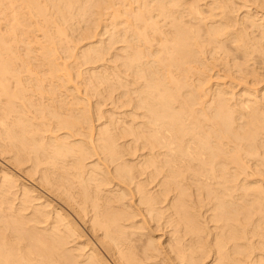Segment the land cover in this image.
Listing matches in <instances>:
<instances>
[{
	"label": "bare ground",
	"instance_id": "6f19581e",
	"mask_svg": "<svg viewBox=\"0 0 264 264\" xmlns=\"http://www.w3.org/2000/svg\"><path fill=\"white\" fill-rule=\"evenodd\" d=\"M22 1L29 19L44 16L40 28L73 18L72 6L79 23L108 15L105 45L126 43L113 82L133 107L101 112L95 80L110 72L85 82L46 27L48 59L34 61L36 34L22 53L14 36L33 22L12 12L14 41L0 32V150L65 199L112 260L69 212L2 170L0 264H264V0H51L54 18L41 0ZM102 44L84 60L101 58Z\"/></svg>",
	"mask_w": 264,
	"mask_h": 264
},
{
	"label": "rangeland",
	"instance_id": "374dc122",
	"mask_svg": "<svg viewBox=\"0 0 264 264\" xmlns=\"http://www.w3.org/2000/svg\"><path fill=\"white\" fill-rule=\"evenodd\" d=\"M74 1H77V0H74ZM85 1V0H84ZM84 1L83 0H80V2L79 1H77V3L76 4H74L75 2H72V5L74 4V5H80L79 3H81L82 4V2H83V4L85 5V3L87 4V2L89 3V1H91V0H86V2L84 3ZM188 1H190V0H188ZM51 0L50 1H48V0H41V5L42 6H44V7H46L45 9H46V12H47V14H49V15H51L52 17L53 16H55L58 12H57V10L55 11V10H53L54 8L52 7V5H51ZM10 3H12V4H10ZM22 4V6H21V4ZM23 1L22 0H14V3H13V1H11V0H1V3H0V32L2 31V33H4L5 32V38L7 37V35L9 34V35H13V33H14V26H16L17 25V21H18V18H23V17H26V19L28 20V22L30 21V23H32V24H35V21L36 22H39V26L41 25V24H43V21L41 20V19H43L44 18V16H36V17H32L31 19H29L28 18V16H27V12H24V11H28V8H26L25 9V6H24V8H23ZM45 3V4H44ZM48 3V4H47ZM59 5H61V3L60 2H57ZM2 4V5H1ZM15 4V5H14ZM5 5V6H4ZM16 5L18 6V7H16ZM49 5H51L50 7H52V8H50L49 7ZM71 5V6H72ZM88 5L89 4H87V7H88ZM15 6V7H14ZM8 7V8H7ZM21 7V8H20ZM75 7V8H74ZM72 6L71 8H70V10L72 11V12H70V10H66L65 9V7H64V9L65 10H63V12H70V13H72V14H70V15H72L73 16V18L72 17H70V15L69 16H67V18H69V19H65V22H64V20H62L61 18H60V16L58 17V18H56V20L54 19V21H57L58 23H54L53 22V26L50 24V23H48V24H50V25H46L45 27H43V28H45L46 29V31L48 32V34H49V32L50 33H54L53 35L55 36V34H57L56 36H55V38L53 39L54 41H55V43H56V47L58 46V52H57V57H58V60H61V61H63V62H65V61H67V63H70V64H74V65H77L76 66V68H77V70H78V68H79V72L81 73L80 74V77L81 78H83V80L85 81V79H86V81H88L89 79H87L88 78V76L90 77L91 76V74H90V72L91 71H93L94 70V72L95 71H98V70H102V71H105L104 73H109L108 75H109V77H113V71L115 72L116 70H124L125 69V66H121L120 68H119V66H120V64H122L123 63V61H122V58H120L119 56H118V54H120V55H122V54H125V51L123 50V46L124 45H126V43L123 41H115L116 43H111V45L112 46H108V45H105V44H109V41H110V37H108V36H110L109 34L112 32V25H110L111 24V20L109 19L110 17L107 15L106 17H107V19H104V21L103 20H99V23H98V21H96L95 19H96V14H94V12H91V11H89L88 13V15H87V13H86V15L85 16H81L82 17V19H81V17H80V23H79V18H78V16H79V11H78V8L76 7V6ZM90 7V6H89ZM16 8H19V9H17L16 10ZM73 8V9H72ZM77 8V9H76ZM3 9V10H2ZM12 9V10H11ZM25 9V10H24ZM47 9H49V10H47ZM69 9V8H68ZM76 9V10H75ZM88 9V8H87ZM91 9V8H90ZM15 10H16V12H15ZM19 10V11H18ZM18 11V12H17ZM20 11H21V13H20ZM53 11V12H52ZM6 12V13H5ZM12 12H15L16 14L18 13L19 14V16H17L16 14H13ZM50 12V13H49ZM54 12H55V14H54ZM90 12L91 13H93V14H90ZM73 13H75V15L73 14ZM2 14V15H1ZM59 14V13H58ZM64 14H68V13H64ZM8 17H7V16ZM10 15V16H9ZM13 15V16H12ZM18 17H16V16ZM25 15V16H24ZM60 15V14H59ZM76 15H78V16H76ZM81 15V14H80ZM56 16H58V15H56ZM55 16V17H56ZM16 17V18H15ZM105 17V16H104ZM3 18V19H2ZM9 18V19H8ZM15 18V19H14ZM54 18V17H53ZM84 18V19H83ZM94 18V19H93ZM2 19V20H1ZM35 19V20H34ZM74 21H73V20ZM95 20L94 22H95V24H96V22H97V24H96V26H93V25H95V24H90V23H92L93 22V20ZM17 20V21H16ZM39 20V21H38ZM59 20V21H58ZM62 22H64V23H62ZM69 20V21H68ZM83 20V21H82ZM88 20H90V21H88ZM106 20H108L107 22H106ZM32 21V22H31ZM86 21V22H85ZM90 22L89 24H90V26L91 27H89V24H88V22ZM13 22V23H12ZM14 22H15V24H14ZM67 22V23H66ZM76 22H78V23H76ZM93 22V23H94ZM12 23V24H11ZM44 23H46V22H44ZM72 23V24H71ZM102 23V24H101ZM7 24V25H6ZM31 24V28L29 27V30H30V32L28 33V35L27 34H21L22 35V38H21V35L18 33V31L20 32V30H18L17 31V34H19V36H14V37H17L19 40H20V38H21V41H19L17 38L15 39V42H16V44L13 42L14 41V37L12 36V39H13V41L11 40V37L10 36H8V38H7V40L9 39V42H10V40L12 41L11 43L13 44H15V45H19L20 44V46L21 47H23V48H21V52L23 53L24 52V49H25V47L27 46V43L26 42H28V38L31 36L32 37V39L34 38V36H35V34H36V36H35V38L33 39V40H35L34 42H31L30 43V46H32V47H34L35 49H36V60H34V61H41V59L42 60H47L48 58H46L45 56L43 57V58H41L42 57V55H40L41 54V51L42 50H40L41 49V47H40V45L41 46H43L45 43H48V41H47V36H45V32H41V31H45V29H43V28H40L38 25H37V23L33 26ZM59 24V25H58ZM13 25V26H12ZM44 25V24H43ZM87 25V29L85 28V26ZM107 25V26H106ZM110 25V26H109ZM10 26H11V28H10ZM21 26V25H20ZM35 26H38V27H35ZM57 26H59V27H61L63 30H64V34L63 35H61V37L63 36V38H60V34L59 33H57L56 31H57V29H58V27ZM67 26H69V27H67ZM99 26V27H98ZM109 26V27H108ZM5 27V28H4ZM7 27V28H6ZM14 27V28H13ZM34 29H33V28ZM47 27H48V29H49V31H48V29H47ZM56 27H57V29H56ZM96 27V28H95ZM9 28L10 29H12L11 31H8L9 30ZM24 28V27H23ZM23 28H20L21 30H25V29H23ZM60 28V29H61ZM89 28H91L90 30H88ZM108 28H109V30H108ZM3 29V30H2ZM31 29H33V31L31 30ZM107 29V30H106ZM41 33H39L38 31ZM41 30V31H40ZM53 30V31H52ZM85 30H87V31H85ZM7 31V32H6ZM55 31V32H54ZM67 31V32H66ZM91 33V37H90V33ZM93 31V32H92ZM13 32V33H12ZM85 32V33H84ZM110 32V33H109ZM32 33V34H31ZM87 33V34H86ZM7 34V35H6ZM31 34V35H30ZM44 34V35H43ZM85 36H84V35ZM102 34V35H101ZM24 35V36H23ZM25 35H26V37H25ZM65 35V36H64ZM88 35V36H87ZM93 35V36H92ZM27 36H28V38H27ZM39 36V37H38ZM59 36V37H58ZM66 36H67V38H66ZM25 37V38H24ZM30 37V38H31ZM88 37V38H87ZM26 38H27V41L26 42H23L22 40L23 39H25L26 40ZM29 38V39H30ZM46 39V41L47 42H45V39ZM59 39H60V41H59ZM62 39H65V40H62ZM37 40H39V41H37ZM57 40V41H56ZM63 42H62V41ZM54 41H53V43H54ZM59 41V42H58ZM17 42H19L18 44H17ZM37 42V44H34V43H36ZM60 42H62L63 44H62V46L60 45L61 43ZM65 42V43H64ZM68 42H70V43H68ZM25 43H26V46H25ZM33 43V44H32ZM57 43H58V45H57ZM103 43V44H102ZM89 44L91 45V46H93L94 44L95 45H98V46H101V44H102V46L104 45V46H106L105 47V51L103 52V54H102V56H101V58L100 57H97V58H99V59H97V58H95V59H97V60H91V61H89V62H87V61H85L84 59H85V57L83 58L82 56H83V54L81 53L82 52V50H83V48H86L87 49V47H89ZM115 44V45H114ZM23 45V46H22ZM65 45V46H64ZM87 45V46H86ZM94 45V46H95ZM61 46V47H60ZM67 46V47H66ZM63 47H65V49H63ZM76 47V48H75ZM110 48V49H109ZM38 49V50H37ZM62 50H64L65 51V53H64V51H62ZM123 50V51H122ZM40 51V52H39ZM62 51V52H61ZM67 51V52H66ZM84 51V50H83ZM108 52V53H107ZM121 52V53H120ZM113 53V54H112ZM118 53V54H117ZM61 54V55H60ZM63 54H65V55H63ZM71 54V56L73 55V57H71V56H69L71 59L69 60V57H67L68 55H70ZM77 54V55H76ZM82 54V55H81ZM116 56H115V55ZM162 54H164V52H162ZM38 55V56H37ZM40 56V57H39ZM80 56V57H79ZM37 57H38V59H37ZM65 57H67L65 60H64V58ZM114 57H116V58H114ZM117 57L118 58H120V59H118L117 60ZM34 59V58H33ZM108 59V60H107ZM115 61H114V60ZM69 60V61H68ZM75 61H76V63H75ZM93 61V62H92ZM100 61V62H99ZM102 61V62H101ZM109 61V62H108ZM114 61V62H113ZM121 61H122V63H121ZM72 62V63H71ZM82 63V64H81ZM111 63V64H110ZM116 63V64H115ZM119 64V66H117ZM124 67V68H123ZM99 68H101V69H99ZM97 69V70H96ZM217 70H218V68L216 69V68H214V69H212L211 70V75H214V73H216L217 72ZM118 72V71H117ZM89 73V74H88ZM120 75L122 74V72L120 71V72H118ZM85 75V76H84ZM123 75V74H122ZM191 76H192V78H191V80H190V82L191 83H193L194 82V80H195V74H190ZM189 75V76H190ZM194 75V76H193ZM86 77V78H85ZM115 77H113V78H111V81L109 80L108 82H109V85L107 86V84H108V82L107 81H105V83H103L104 81H98L97 79L95 80L96 82V86L98 87H96V95H95V97H92V102H95L96 101V99L98 100L97 102L99 103L98 105L100 106L99 107V109H100V111L101 112H103L106 116H109V114H110V116L111 115H114V116H116L117 114L118 115H120L119 113H123L124 111L125 112H129L128 110H131L132 109V107H133V104L131 103L130 105L129 104H126V105H124V103H122L121 102V100H118V95H119V93H120V91L121 90H123V87H117L116 85H115V83L113 82V81H117V78H115ZM214 78V79H213ZM212 79V81H217V77H215V75H214V77H213ZM193 79V80H192ZM219 79H221V81H223L222 80V78H218V81L217 82H219L220 80ZM224 79V78H223ZM85 81V82H86ZM113 84H111V83ZM106 85V86H105ZM111 85V86H110ZM116 86V87H115ZM84 88V86H81L80 87V89H81V92L82 91H84L83 93H82V95L83 96H87V95H85V89H83ZM115 88H117V90L115 89ZM119 88V89H118ZM113 90V92H112V90ZM109 90V91H108ZM111 91V92H110ZM110 92V93H109ZM109 94V95H108ZM101 95V96H100ZM110 95H111V97H110ZM87 98V97H86ZM100 98V99H99ZM124 98V97H123ZM122 98V101H124L125 100V98L123 99ZM95 100V101H94ZM101 101V102H100ZM102 103V104H101ZM122 103V104H121ZM119 104V105H118ZM121 105H124V106H121ZM117 109V110H116ZM110 110V111H109ZM111 110H112V112H111ZM118 111V112H117ZM107 112H109V113H107ZM124 112V113H125ZM116 114V115H115ZM122 115V114H121ZM109 116V117H110ZM127 119H129V118H127ZM104 120H105V118H100V120L98 121V119H96L95 120V124H101V122L103 123L104 122ZM98 121V122H97ZM2 139L0 138V142H2L1 141ZM144 152H146V150H143ZM143 151H137V153L135 154V156H131V159H133V160H135V159H137V156H138V154L139 155H141V153H143ZM137 155V156H136ZM9 157V153L7 154V152H4V153H2V151L0 150V175H2L3 174V171L4 170H7V171H9V172H14L15 174H18V175H20V178H19V181H23V178L28 182V185H29V183L30 184H32L33 186H34V188H35V194H37V193H39L38 195H41V200L39 201V202H51L50 204H51V208H55V209H60V210H63V212H65V213H67V212H69L68 214L71 216V218H75L76 220H78V222L81 224V226H83V228H84V230L88 233V235L94 240V242H96V244L103 250V252L111 259V256L109 255V253L107 252V250H106V248H105V246H103L102 245V243L99 241V239L95 236V234H94V232L89 228V223L87 222V223H85L84 222V220L83 221H81V218H80V216L76 213V211H74L73 210V208L71 207V205L68 203V202H66V200L65 199H62V197L59 195V194H57V193H53V192H51L49 189H47V188H45V187H47L46 185H44L38 178H37V176L35 175V177L33 176V178L35 179H33L31 176H29L26 172H24V170H22L23 168H22V166H21V168H19V166H17V165H15L14 164V162L12 161V159H9L8 158ZM140 158V157H139ZM88 161H91V159L90 160H88ZM13 162V163H12ZM15 167V168H14ZM16 167H17V169H16ZM2 168V169H1ZM20 169V170H19ZM3 170V171H2ZM17 172V173H16ZM37 178V179H36ZM33 180V181H32ZM18 181V182H19ZM40 181V182H39ZM48 193V194H47ZM53 194V195H52ZM59 197H58V196ZM43 199V200H42ZM55 206V207H54ZM69 207V208H68ZM66 208V209H65ZM72 208V209H71ZM66 210V211H65ZM71 210V211H70ZM74 213H76V214H74ZM69 216V217H70ZM86 218H88V216H86ZM156 234H159L158 232H155ZM88 235H85V237L84 238H87V236ZM96 240V241H95ZM162 240H163V238H162ZM99 243V244H98ZM112 260V259H111Z\"/></svg>",
	"mask_w": 264,
	"mask_h": 264
}]
</instances>
